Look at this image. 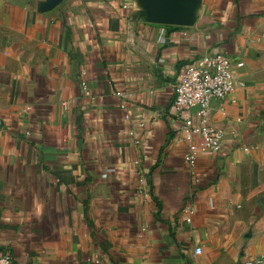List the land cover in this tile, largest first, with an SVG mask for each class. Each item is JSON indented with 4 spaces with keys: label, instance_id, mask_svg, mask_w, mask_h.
<instances>
[{
    "label": "crops",
    "instance_id": "crops-1",
    "mask_svg": "<svg viewBox=\"0 0 264 264\" xmlns=\"http://www.w3.org/2000/svg\"><path fill=\"white\" fill-rule=\"evenodd\" d=\"M139 11L0 0V255L12 264H264V0H201L189 26ZM204 52L243 66L211 103L220 149L189 166L172 84Z\"/></svg>",
    "mask_w": 264,
    "mask_h": 264
},
{
    "label": "built area",
    "instance_id": "built-area-1",
    "mask_svg": "<svg viewBox=\"0 0 264 264\" xmlns=\"http://www.w3.org/2000/svg\"><path fill=\"white\" fill-rule=\"evenodd\" d=\"M126 8L127 4H123ZM243 66L242 61H232L223 52H204L185 64L175 81L173 108L180 119L179 130L186 141L184 160L194 166L201 151L216 152L220 149L225 134L223 128L212 124L210 108L213 100L223 99L232 90L235 72ZM84 95H89L88 86L81 81ZM120 107L125 109V104ZM248 153L251 146L239 144ZM200 248L195 249L199 254ZM262 256L253 257L248 263L261 264ZM0 264H12V257L0 255Z\"/></svg>",
    "mask_w": 264,
    "mask_h": 264
},
{
    "label": "water",
    "instance_id": "water-1",
    "mask_svg": "<svg viewBox=\"0 0 264 264\" xmlns=\"http://www.w3.org/2000/svg\"><path fill=\"white\" fill-rule=\"evenodd\" d=\"M145 21L178 26L192 25L201 0H135Z\"/></svg>",
    "mask_w": 264,
    "mask_h": 264
}]
</instances>
